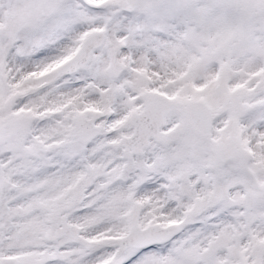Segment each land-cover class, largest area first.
Wrapping results in <instances>:
<instances>
[{
    "label": "snow or ice",
    "instance_id": "6c2138e0",
    "mask_svg": "<svg viewBox=\"0 0 264 264\" xmlns=\"http://www.w3.org/2000/svg\"><path fill=\"white\" fill-rule=\"evenodd\" d=\"M0 264H264V0H0Z\"/></svg>",
    "mask_w": 264,
    "mask_h": 264
}]
</instances>
